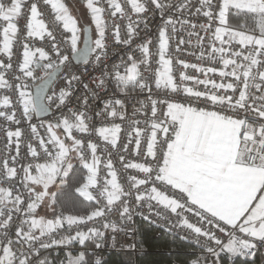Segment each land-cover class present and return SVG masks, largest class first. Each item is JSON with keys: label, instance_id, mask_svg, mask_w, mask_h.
Masks as SVG:
<instances>
[{"label": "snow or ice", "instance_id": "snow-or-ice-1", "mask_svg": "<svg viewBox=\"0 0 264 264\" xmlns=\"http://www.w3.org/2000/svg\"><path fill=\"white\" fill-rule=\"evenodd\" d=\"M77 4L89 26L75 15ZM156 12L162 23L153 32L145 17ZM178 32L187 39L176 41L173 51ZM138 37L141 42L119 63L93 78L97 89L108 92V80L116 89L99 109L89 104L87 92L71 106L80 81L75 74H66L65 87L42 98L47 103L38 104L29 90L28 81L47 85L72 58L82 56L87 64L94 54L98 67L109 38L130 47ZM180 45L199 48L196 60L219 61L222 68L187 62ZM209 74L231 81L218 83ZM162 87L168 92L154 99ZM136 89L147 92L150 104L151 116L145 113L143 121L146 148L137 118L145 102L133 105L131 115L125 104ZM91 97L99 98L97 92ZM53 108L60 112L55 120L39 119ZM0 133V264H53L42 252L74 243L84 250L68 252L67 264H87L88 242L100 247L105 232L119 228L107 218L112 213L121 221L131 218V204L122 198L133 195L137 205L154 202L186 218L181 225L214 264L221 254L255 256L264 247V0H0ZM22 145L33 160L45 162L22 163ZM98 151L106 154L104 173ZM130 151L143 162L127 161ZM70 153L82 168L74 167ZM114 162L120 172L135 169L143 178L129 175L125 191ZM77 208L84 211H63ZM65 227L67 234H60Z\"/></svg>", "mask_w": 264, "mask_h": 264}, {"label": "built area", "instance_id": "built-area-1", "mask_svg": "<svg viewBox=\"0 0 264 264\" xmlns=\"http://www.w3.org/2000/svg\"><path fill=\"white\" fill-rule=\"evenodd\" d=\"M50 12V9L48 10ZM46 15V23H50V19L47 18V13ZM54 15V14H53ZM167 18V17H165ZM148 21V27L151 29L153 32H155L156 26H158L160 23H162V18L158 12L155 14L149 13L147 17H145ZM194 22H203V20L199 21H194ZM24 21H21V28L23 29ZM111 22H109L110 24ZM141 29H143V25L140 26ZM179 28V25H177ZM143 34V33H142ZM201 35L203 33L201 32ZM184 38L187 39V35L185 32H178L176 39L172 42L173 45V51L175 49L176 41L179 39ZM193 43H195V37L192 38ZM140 38H136L134 41L133 45L130 47H125L123 45H118L114 43L111 38H109L108 41V49H107V57L104 61L101 62V64L97 67L95 64V55L91 54L90 57L88 58V63L85 64L83 63H78L75 61L74 58L70 60L69 65L65 68L64 72L58 74L51 84L47 95H51L53 91L59 92V90L62 87H65V75L66 74H75L80 77V81L77 84H74L73 91L75 93V96L73 97V100L71 102V106H75L77 104V101L75 99L76 96H80L85 94L86 92L89 95V104L94 105L95 109H99L103 106V101L108 98L111 93L115 92V85L111 80H108L107 87L109 89L108 92H105L102 89H97L96 84L93 82L94 77H100L105 65H107L109 68L111 67L112 64L114 63H119L122 57H125V54L132 49L135 48L136 43H139ZM37 45L39 46L43 42L37 41ZM82 43V42H81ZM81 45H79L80 47ZM181 49L183 50L181 53V58L186 59L187 62L189 63H197L201 64L202 66H215L217 67L218 71L222 68V65L219 63V61L216 62L215 65H212L207 59L203 61H198L196 60V56H199L200 54V49L196 47H188L186 45H180ZM207 51V49H206ZM189 52L195 53L193 56H188ZM137 55H139L137 53ZM176 70V66H174V71ZM230 70V69H228ZM187 74L189 75H197L199 78L203 79V75L199 73H195L194 70L188 69L186 70ZM39 75V73H38ZM210 78L215 79L218 83L219 82H230L231 78H225L222 79L218 75L214 74H209ZM40 81L37 80L36 82L28 81L30 88L29 90L34 93V87L36 84H38ZM188 86H193L195 87L192 82H186ZM87 84L89 85V92L88 90L84 89L83 85ZM201 90H203V86H199ZM154 88V84H153ZM91 92H97L99 98L93 99L91 97ZM168 90L165 88H161L159 90H155V94L153 95V98H162L164 97L165 93H167ZM130 97L131 99H128L125 101L126 104V109L129 115H131V112L133 110V105H135L136 108H140L141 105L138 101H144L146 107L141 110V112L138 114L137 118L142 121L140 127L144 128V134L142 137V145L146 148V142L144 137L148 135L149 130L147 127L144 125L143 121L145 118V113H147L148 117L151 116L150 112V104L147 100V92L141 93L139 89H136L135 91H130ZM117 98H121L122 100L124 99L123 96H121L119 93H117ZM47 102V101H46ZM66 112L67 109H64ZM159 114V113H158ZM60 115V112L56 111L54 108L50 111V113L46 116H42L39 119H44V120H55L57 116ZM33 122L38 123L39 120L34 116L33 117ZM116 122H120L118 119ZM127 128V124H122V133L121 136H123L124 129ZM130 130V129H128ZM119 143V141H118ZM130 148H134V145L130 146ZM3 149V134L0 133V151ZM111 150V149H110ZM90 151V150H89ZM13 154H15V149L13 147ZM21 154L24 159H22V163H27V162H32V163H43L45 162L44 159H37L33 160L29 155H27V150L26 147L22 145L21 147ZM98 154L101 156V169L102 173H104L106 170L103 169V161L105 160L106 154L103 152H99ZM87 155V153H86ZM126 160L130 161L132 163H141L143 162V159L140 157H137L135 155L134 151H130V153L126 156ZM114 166L118 169L117 173V178L118 182L121 183L122 187H124L125 191L129 190V184L127 183V177L129 175H136L138 179L143 178V173H139L138 170L135 169H129L127 170L126 173H122L119 171L120 165L118 163L114 162ZM123 177V179H121ZM110 179V177H108ZM164 191V189H161ZM90 191H93L90 189ZM122 199H126L130 204H131V218L130 219H121L116 213H112L110 216H108V219H111L115 221L118 225V229L115 232L112 231H106L105 235L100 238V247H96V243L93 241H89L87 244V252L90 253L95 261H103L106 257V255L109 252H124V251H132L134 253H137L139 251L138 249V221L143 220L148 223H150L154 227V234L155 237H159L162 233L167 232L170 233L173 236H176L180 239H183L185 241H188L192 243L195 246V254H196V260L198 261V264H214L215 258L209 256V254L200 246V243H198L197 238L194 233H191L190 230H188L186 227L181 225V220L183 219L184 222L186 223V218L177 216L175 212H170V210L165 209L162 205L157 206L154 202L149 203L145 202L143 204L137 205L135 202V196L131 197H123ZM95 203V202H93ZM185 216L191 217L190 213H184ZM17 219H19V216H17ZM194 222V221H190ZM99 226V224H97ZM68 230L67 227L64 229L60 230V234H67ZM74 234V231L73 233ZM219 238L222 240H227V237L224 234L217 233ZM203 238H201V241ZM84 248L83 246H80L79 244H73L69 247H55L53 249H49L47 252H42V256H46L50 252L53 251H64V252H74V253H79L80 251H83ZM264 251V247L260 248L255 256ZM253 257H247V259H253ZM237 257H232L230 258L229 255L227 254H221L220 259H219V264H223V258H225L228 262H234ZM202 258V259H201ZM245 258V257H244Z\"/></svg>", "mask_w": 264, "mask_h": 264}, {"label": "trees", "instance_id": "trees-1", "mask_svg": "<svg viewBox=\"0 0 264 264\" xmlns=\"http://www.w3.org/2000/svg\"><path fill=\"white\" fill-rule=\"evenodd\" d=\"M81 7L77 4L76 14H79ZM83 25L86 26L87 22L84 20ZM73 164L76 168H82V165L73 158ZM85 173L86 169L83 170ZM83 200V198H80ZM85 205L91 206L93 202L84 201ZM62 209L57 208L59 212ZM65 214H77L84 211L83 208L77 209H63ZM52 213V212H51ZM53 215V213H52ZM138 249L137 253L132 251L124 252H109L103 261H95L93 256L87 252V264H192L196 260L195 246L183 239L164 232L159 237H155L154 227L143 220L138 221ZM68 252L53 251L46 256L53 260V264H58L59 260H64L65 264L66 255ZM73 255L78 253L71 252ZM223 264H264V251L258 253L253 259L244 257H237L234 262H228L223 258Z\"/></svg>", "mask_w": 264, "mask_h": 264}, {"label": "water", "instance_id": "water-1", "mask_svg": "<svg viewBox=\"0 0 264 264\" xmlns=\"http://www.w3.org/2000/svg\"><path fill=\"white\" fill-rule=\"evenodd\" d=\"M86 26H89V25H86ZM91 36H92V38H93V32L91 33ZM84 40H85V35L83 34V37H82V43H81V46H80L81 49L84 48ZM89 57H90V55L88 56V58H89ZM74 59H75V61L78 62V63H83V57H82V56H81V57H76V58H74ZM55 78H56V76L53 77L52 80L49 81L47 85H41V82H39L38 84L35 85L33 96H36V97H37V103H38V104L41 103V102H43V103H47L46 100H43L42 98L45 97V96H47L48 90H49L51 84L53 83V81L55 80ZM38 85L41 86V87H43V91L40 92V93L37 92V86H38ZM49 113H50V112H49ZM49 113L44 114V115H42V116H46V115H48ZM42 116H41V117H42Z\"/></svg>", "mask_w": 264, "mask_h": 264}, {"label": "rangeland", "instance_id": "rangeland-1", "mask_svg": "<svg viewBox=\"0 0 264 264\" xmlns=\"http://www.w3.org/2000/svg\"><path fill=\"white\" fill-rule=\"evenodd\" d=\"M80 10H81V11H79L80 13H79V14H76V13H75V15H76L77 17H80L81 20L86 21V22H87V25H89V21H88V18H87V14H86L85 9H83V8L81 7ZM83 26H84V25H83ZM82 37H83V33H81V40H80L79 45H81ZM94 38H95V33H94V31H93V39H94ZM61 138L63 139V135H61ZM68 143H70V142H68ZM69 155H70V156H73V158H74V155H73L72 153H70ZM72 161H73V159H72ZM37 213H39L40 215H44V214H45L44 211H42L41 208H38V209H37ZM47 216H48V218H51V216H52L51 211L47 212ZM37 218H39V216H37Z\"/></svg>", "mask_w": 264, "mask_h": 264}]
</instances>
